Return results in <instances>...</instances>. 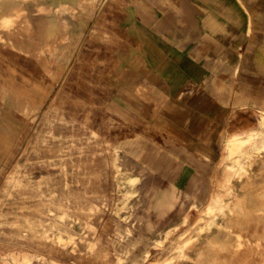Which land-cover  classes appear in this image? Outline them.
Returning <instances> with one entry per match:
<instances>
[{"label": "rangeland", "instance_id": "rangeland-1", "mask_svg": "<svg viewBox=\"0 0 264 264\" xmlns=\"http://www.w3.org/2000/svg\"><path fill=\"white\" fill-rule=\"evenodd\" d=\"M174 2L0 0V264H264V224L215 201L237 184L264 213V0H225L192 81L135 29Z\"/></svg>", "mask_w": 264, "mask_h": 264}, {"label": "crops", "instance_id": "crops-1", "mask_svg": "<svg viewBox=\"0 0 264 264\" xmlns=\"http://www.w3.org/2000/svg\"><path fill=\"white\" fill-rule=\"evenodd\" d=\"M174 3L176 9L162 6L155 13L138 8L135 29L144 47V56L155 74L192 81L208 74L207 58H198L203 55L201 51L208 52V44L226 39L223 36L226 2L175 0ZM258 13L264 21L263 5ZM166 201L171 204L174 199L168 197Z\"/></svg>", "mask_w": 264, "mask_h": 264}, {"label": "bare ground", "instance_id": "bare-ground-1", "mask_svg": "<svg viewBox=\"0 0 264 264\" xmlns=\"http://www.w3.org/2000/svg\"><path fill=\"white\" fill-rule=\"evenodd\" d=\"M67 1V0H66ZM70 1V0H69ZM72 2V1H71ZM99 14V13H98ZM28 17V16H27ZM34 19V18H33ZM32 19V20H33ZM22 21V20H21ZM20 22V21H19ZM25 22V21H24ZM26 25V23H25ZM37 25V24H36ZM23 26V25H22ZM31 26V25H30ZM104 26V25H103ZM29 29V28H27ZM44 30V29H43ZM108 30V29H107ZM19 31V30H18ZM33 31V30H32ZM3 33V32H2ZM30 33V32H29ZM17 34V33H16ZM24 35H26L25 33H23ZM19 35V34H18ZM11 36V35H10ZM75 36V35H74ZM6 37V36H5ZM16 37V36H15ZM7 38V37H6ZM38 40V39H37ZM83 42V41H82ZM15 43V42H14ZM112 49V48H111ZM2 51V50H1ZM6 51V50H5ZM46 51V50H45ZM9 52V51H8ZM143 55V54H142ZM6 56V55H5ZM28 58V56H27ZM9 62V61H8ZM137 62V61H136ZM27 64V62H26ZM10 65V64H9ZM40 65V64H39ZM47 66V65H46ZM116 75V74H115ZM112 76V75H111ZM104 79V78H103ZM108 80V79H107ZM11 82V81H10ZM10 86V85H9ZM11 88V87H10ZM12 89V88H11ZM14 89V88H13ZM108 90V89H107ZM6 93V92H5ZM19 93V92H18ZM17 93V94H18ZM7 94V93H6ZM11 94V93H10ZM35 95V94H34ZM43 95V94H42ZM7 96V95H6ZM11 96V95H10ZM9 96V97H10ZM21 97V96H19ZM19 100V99H18ZM25 100V99H24ZM26 100H29L26 99ZM17 101V99H16ZM32 102V100H30ZM12 103V102H11ZM26 103V102H25ZM20 104V103H19ZM28 104V102H27ZM11 108V107H10ZM12 109V108H11ZM96 109V108H95ZM28 110V109H27ZM38 110V109H37ZM50 110V109H49ZM107 110V109H106ZM20 112V111H19ZM8 113V112H7ZM21 113V112H20ZM99 115V114H98ZM17 116V115H15ZM130 117V116H129ZM18 118V117H17ZM71 118V117H70ZM95 118V117H94ZM147 118V117H146ZM11 119V118H10ZM19 119V118H18ZM16 121V120H15ZM8 122V121H7ZM4 123V121H3ZM18 123V122H17ZM24 123V122H23ZM21 124V123H19ZM261 124V122H260ZM20 126V125H19ZM24 126V125H23ZM261 126V125H260ZM25 127V126H24ZM264 128V127H263ZM27 131V130H25ZM30 132V131H29ZM260 134H254L251 135L249 138H247V141H255L258 139ZM146 140V139H145ZM234 144L235 142L231 141L228 143V150H229V156L232 155V151L235 150L234 149ZM242 148V147H241ZM226 149V148H225ZM6 152V151H5ZM263 153V152H262ZM259 155V154H258ZM254 156V155H253ZM258 159V158H257ZM260 159V158H259ZM256 160V159H255ZM263 160V159H262ZM25 161V160H24ZM244 163L240 162L239 164V168H242ZM252 166V164H251ZM107 168V167H106ZM108 169V168H107ZM95 170V169H94ZM251 170V169H250ZM257 170V169H256ZM261 171V170H260ZM83 172V171H82ZM259 172V171H257ZM257 172H253V173H257ZM249 174V173H248ZM259 174V173H258ZM240 176V175H239ZM251 177V176H250ZM255 177V176H254ZM260 177V176H259ZM123 178V177H122ZM223 179V178H220ZM252 180V179H251ZM236 181V180H235ZM181 180L178 181V183H180ZM237 182V181H236ZM261 182V181H260ZM238 183V182H237ZM236 184V183H235ZM240 184V183H239ZM247 185V184H246ZM257 185V184H255ZM241 187V186H240ZM249 187V186H248ZM10 188V187H9ZM71 188V187H70ZM259 188V186H258ZM123 189V188H122ZM113 191V190H112ZM113 196V195H112ZM120 197V196H119ZM263 198V197H262ZM262 198L258 197L255 193L252 192V190H247L245 189L243 192L240 191L239 186L236 185H230V183L227 184L226 189L223 193H221L220 195H218L217 199L215 200L214 197L211 201H216L217 205H218V210L219 212H225L227 210H232L233 212L236 213V215L238 216V220L236 221V226L237 228L242 226V225H251L253 226L256 231L258 229L261 228V226L264 224V213H260L261 209V204H262ZM103 200V199H102ZM264 200V199H263ZM113 201V200H112ZM125 201V200H124ZM112 203V202H111ZM111 205V204H110ZM172 204H169L168 206L170 207ZM101 208V207H100ZM210 209V207H209ZM35 210V209H34ZM106 210V209H105ZM212 210V209H210ZM71 213V212H70ZM231 215V212H229ZM223 214V213H222ZM225 214V213H224ZM234 215V214H233ZM185 218V217H184ZM246 218L245 220H242ZM221 220V219H219ZM226 220V219H225ZM236 220V219H235ZM227 221V220H226ZM218 223V222H217ZM100 224V223H99ZM234 224V225H235ZM203 225V224H202ZM78 227V225H77ZM249 228V227H248ZM79 229V228H78ZM234 229V228H233ZM7 230V229H5ZM213 230V229H212ZM13 231V230H12ZM94 232V231H93ZM244 232V231H243ZM230 233V232H229ZM205 234V233H204ZM251 234V233H250ZM249 234V235H250ZM261 234V233H259ZM84 236V235H83ZM169 236V235H168ZM231 236V235H230ZM252 236V235H251ZM264 237V236H263ZM208 238V237H207ZM179 239V238H178ZM211 239L214 241L218 240L217 235H212ZM201 240V239H200ZM199 240V241H200ZM198 241V242H199ZM247 242V241H246ZM196 243V242H195ZM211 243V242H210ZM213 244V243H212ZM215 244V243H214ZM263 244V243H262ZM219 245V244H218ZM253 245V244H252ZM235 246V245H233ZM246 246V245H245ZM213 247V246H212ZM249 247V246H248ZM261 247V246H260ZM264 247V246H263ZM219 248V247H218ZM231 248V247H230ZM247 248V247H246ZM213 249V248H212ZM248 249V248H247ZM86 250V249H85ZM222 250V249H221ZM197 251V250H196ZM223 251V250H222ZM229 251V250H228ZM262 251V249H261ZM65 252V251H64ZM5 253V252H4ZM120 253V251H119ZM215 253V252H214ZM220 253V252H219ZM240 253V252H239ZM244 253V252H243ZM256 253V252H255ZM71 254V252H70ZM245 254V253H244ZM80 255V254H79ZM196 255V254H195ZM199 255V254H198ZM259 256V255H258ZM257 256V257H258ZM261 256V255H260ZM119 257V256H118ZM223 257V256H222ZM264 257V256H263ZM242 258V257H241ZM250 258V257H249ZM187 259V258H186ZM236 259V258H235ZM264 259V258H263ZM242 260V259H241ZM252 260V259H251ZM184 261V259H183ZM202 261V260H201ZM223 261V260H222ZM234 261V260H233ZM248 261V260H246ZM258 261V260H257ZM12 262V261H11ZM181 262V261H180ZM216 262V261H215ZM254 262V261H253ZM189 263V262H188ZM239 263V262H238ZM261 263V262H260ZM264 263V262H263ZM109 264V263H108ZM177 264V263H176ZM183 264V262L181 263ZM229 264V263H228ZM235 264V263H234ZM241 264V263H240ZM247 264V263H246ZM251 264V263H250Z\"/></svg>", "mask_w": 264, "mask_h": 264}]
</instances>
